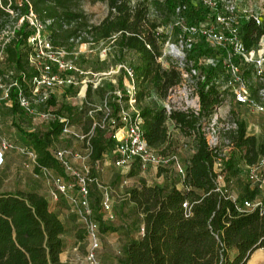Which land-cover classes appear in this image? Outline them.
<instances>
[{"label":"trees","instance_id":"1","mask_svg":"<svg viewBox=\"0 0 264 264\" xmlns=\"http://www.w3.org/2000/svg\"><path fill=\"white\" fill-rule=\"evenodd\" d=\"M104 2L107 14L97 23H92L80 8V0H24L18 6L0 0V31L9 21L8 5L18 10V16L30 9L46 23L54 47L71 49L74 40L99 43L108 39L119 53L133 51L138 61L131 69L137 87L150 83L159 97H164L170 86L179 81L178 71L162 67L156 58L160 54V33L156 29L169 23L178 3L185 0H90ZM156 13L151 17V4ZM18 17H16V20ZM15 20V21H16ZM34 29L27 19L14 29V35L0 51L7 71L15 72L9 95L11 111L17 112V94L28 92L29 83L37 74V68L29 64L28 54L33 47L28 43ZM261 29L252 21L242 25V40L247 47L253 45ZM203 52V50H201ZM0 67V76L4 75ZM204 82L199 83L200 113L188 110H173L166 114L162 107L147 104L140 107L139 115L148 144L161 154L175 152L176 141L168 130L167 122L177 129L193 152L186 159L182 189L175 185L165 190L158 185H139L129 188L127 198L136 205L142 215L144 232L124 244L118 264H245L252 252L264 248V210L255 208L240 212L235 203L216 190V173L213 171L215 152L206 144L198 129L202 116L209 115L214 105L220 102L218 93L210 84L215 69H207ZM1 92V89H0ZM144 95L139 87L135 94L138 102ZM124 98H128L125 95ZM48 105H55L51 96ZM60 107L58 108V110ZM61 129L58 121H52L42 132L25 134L36 153L35 172L41 167L63 171L52 157L48 147ZM234 149L225 161L223 172L227 180H234L238 166L235 156L251 164L259 157L264 158V137L259 142L249 133L244 120L237 119V128L230 135ZM90 162L94 165L102 159L105 151L114 147V140L102 130H95L90 138ZM94 169L89 176L93 177ZM257 188L248 184L240 198L254 199ZM186 201L188 207H182ZM108 228L100 223V230ZM64 224L50 209L47 198L34 191L0 193V264H61Z\"/></svg>","mask_w":264,"mask_h":264},{"label":"built area","instance_id":"2","mask_svg":"<svg viewBox=\"0 0 264 264\" xmlns=\"http://www.w3.org/2000/svg\"><path fill=\"white\" fill-rule=\"evenodd\" d=\"M241 1L201 0L197 3L191 0V6L198 11V15L190 19V23H186L188 4H178L175 18L170 22L171 28H177L178 32L173 40L165 42L156 60L162 67H172L179 74V81L170 86L163 97L162 108L166 114L173 110H188L198 115L201 108L199 83L206 80L207 69H215L210 84L215 87L220 102L214 105L209 115L201 117L198 129L206 144L216 154L213 162L216 190L232 199L238 211L250 212L255 208L264 210V198H240L239 194L231 190L233 180H227L223 172L225 161L234 149L230 135L237 128L235 107H243L264 115V0H254L247 7L241 5ZM247 21H252L262 31L250 47L242 40V25ZM30 24L34 32L28 43L33 51L28 54V61L37 68V74L29 83L27 94L22 90L18 91L19 106L36 113L48 124L58 121L61 129L56 137H70L84 142L88 154L91 151L90 138L95 130L104 131L107 137L114 140L112 151L115 155L113 164L116 167L130 169L137 162L139 169L145 171L148 167H164L171 162L175 172L183 177L185 165L180 162L177 154L163 155L146 140L143 120L135 99L138 88L133 70L125 69L126 78L122 87L114 88L112 94H107L99 103H89L86 98L87 88L102 85L103 79L110 72L95 73L92 79H79L85 71L75 69L72 62L61 58L59 50L54 48L50 39L43 36V24L35 16L30 19ZM14 29L15 26H10V23L2 28L1 47L14 35ZM158 30L162 31L159 28ZM202 42L213 47L215 53L202 52L201 46L206 50ZM8 73L13 74V71ZM78 85H82V91L77 93V99L79 104H84L86 115L91 120L90 128L85 133L75 129L67 117L50 111H38L36 108V104H46L51 96L57 100L61 97L68 99L67 90ZM10 86L18 87L14 81ZM0 89L1 109L2 101L10 98L9 87L0 84ZM125 95L128 98H124ZM13 148L11 141L0 134V168L5 162L6 154ZM48 150L62 168L64 176L47 167H41L36 175H49L53 182L50 197L54 201L61 197L67 199L71 211L84 222L87 248L83 261L86 264H104L98 258L101 249L100 222L95 218L90 204L89 185L95 178L89 176L86 157L66 147H48ZM25 153L35 167L36 153L33 148ZM72 158L80 159L81 167L74 166ZM237 166L244 170L249 188L264 189L263 157L251 164L243 162ZM110 194L111 190L102 191L100 206L105 212H110L114 205ZM127 195L125 192V196ZM182 207H188L186 201L182 203ZM143 232L142 223L140 234Z\"/></svg>","mask_w":264,"mask_h":264},{"label":"rangeland","instance_id":"3","mask_svg":"<svg viewBox=\"0 0 264 264\" xmlns=\"http://www.w3.org/2000/svg\"><path fill=\"white\" fill-rule=\"evenodd\" d=\"M10 1L20 6L24 0H7L8 3ZM152 1L163 3L165 0ZM190 1L191 0H185L188 4L186 23H190V19L198 15V11H195V8L191 6ZM193 1L198 3L201 0ZM252 3H254V0L241 1V5L245 7ZM79 4L80 8L88 15L92 23L99 22L107 14V6L104 2L80 0ZM156 7L155 3L151 4V17L155 15L157 11ZM5 10L9 14V21L7 23H10V26L14 25L15 28H18L24 19H27L29 25L32 26L30 24V19H34L35 16V18L43 24V36L48 38L50 32L46 24H49V21H46V23L42 22L32 9H30L27 14L20 16H18V10H13L8 7V5L5 7ZM16 17H18L17 20ZM173 18H175V10L169 23L158 27L162 29V31H159L158 28L156 29L161 35L159 41L160 51L163 49L165 42L167 40H173L178 32L177 28L173 30L170 26V22ZM74 43L73 47L69 50L65 47L54 48L59 50V54L63 60L72 62L75 69H82L85 71V74L80 76L79 79H92L95 73L110 72V74L106 75V78L103 79L102 85L97 88H87L86 98L89 103H99L107 94H112L114 88L122 87L126 78L125 69H131L138 61V55L133 51H123L119 53L112 39L92 44L91 42L76 38ZM202 43L203 45L205 44L206 50H203V46L200 47V50L208 54L215 53L213 47L208 46L207 43ZM3 60V54L0 53V67L4 69V75L0 76V84L10 89V85L14 81L15 72H13V74L8 73L6 64ZM80 86L82 85L68 89L66 93L69 98L67 97L68 99H65L61 97L59 100L55 99V105H48V103L36 104L37 110L50 111L67 117L70 124H72L75 129L83 133L87 132L90 128L91 120L86 115L84 104H79V99H77V93L79 91V93H81L82 91L80 90ZM139 87L144 90L143 97L137 102V107L139 109L147 104H156V106L163 107V97H159L155 93L150 83L146 81ZM59 107L60 109L58 110ZM235 108L237 110V113H235L237 119L244 120L247 131L253 134L257 141L260 142L264 137V115L243 107ZM167 125L171 135L174 133V136H176L177 132L174 131L175 128L172 124L169 122ZM48 127L49 124L36 113L29 112L23 108H18L17 112H12L11 99L2 101L0 109V134L10 140L14 148L9 151V161L6 163L4 162L5 164L0 168V193L34 191L47 197L49 199L50 209L58 215L64 224L62 240L66 255L64 257L61 254V264H86L82 259L87 248L84 222L81 221L76 213L71 211V206L67 199L61 197L59 200L54 201L50 197V190L53 187L52 179L49 175L40 173L36 175L37 172L34 171L33 163L25 153L26 150L31 149L29 139L25 134L29 132H42ZM175 141L177 146L174 153L177 154L180 162L184 163L187 158L186 149H188L189 146L185 141ZM49 147L53 149L66 147L73 152L76 151L86 157L85 161L89 173L92 168L94 169L93 177L95 181L91 182L89 185L90 204L94 210L95 218L108 228L106 231L100 230L101 249L98 258L104 264H118L117 259L121 255L124 244L130 239L142 235L140 234L142 215L137 211L136 205L130 202L127 196H125V192L129 188L139 185L140 183L158 185L168 190L181 182V177L175 172L171 162L164 167H148L145 171H141L137 162H134L130 169H124L116 167L113 164L115 158L112 151L113 148L105 151L102 159L93 165L90 162L88 152L85 150V143L80 140L70 137H55ZM23 148L24 150L22 151ZM235 158L237 164L243 163V160L238 154ZM78 167H81V164ZM238 169L237 173L233 175L234 180L231 185V190L241 195L247 187V181L244 170L242 168ZM52 171L64 176L63 171L57 172L54 169H52ZM124 181H126L125 184ZM121 184L123 185L122 187ZM104 189L111 190L110 197L114 205L110 212L103 211L100 206L102 191H104ZM257 196L259 199H263L264 189H258Z\"/></svg>","mask_w":264,"mask_h":264},{"label":"crops","instance_id":"4","mask_svg":"<svg viewBox=\"0 0 264 264\" xmlns=\"http://www.w3.org/2000/svg\"><path fill=\"white\" fill-rule=\"evenodd\" d=\"M169 122H167V124H168ZM174 131L175 132H177V134H176V136H174L175 134L173 133L172 134V137L175 139V140H178L179 142L180 141H185V142H189V143H191L190 142V140L188 139V138H186V137H183L182 135H180V133L178 132V130L177 129H174ZM67 138V137H66ZM178 142V143H179ZM9 153L10 152H8L7 154H6V156H5V163L6 162H8L9 161ZM186 153H187V158L190 156V154H191V148H188V149H186ZM186 158V159H187ZM185 162H186V160H185ZM184 162V163H185ZM4 163V164H5ZM72 163H73V165L74 166H76V167H78L80 164H82V161H80V159H77V158H72ZM178 189H182L183 188V185H182V183L180 182V183H178V184H176L175 185ZM47 198V197H46ZM48 199V198H47ZM48 201H49V199H48ZM61 254L65 257V255H66V252H65V249L63 248L62 249V252H61ZM61 254H60V261H62L61 260ZM246 264H264V248H257V249H255L253 252H252V254L250 255V258L248 259V261L246 262Z\"/></svg>","mask_w":264,"mask_h":264}]
</instances>
